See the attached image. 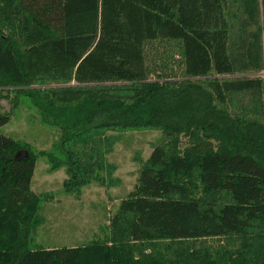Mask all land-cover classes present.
I'll return each instance as SVG.
<instances>
[{
  "label": "trees",
  "instance_id": "1",
  "mask_svg": "<svg viewBox=\"0 0 264 264\" xmlns=\"http://www.w3.org/2000/svg\"><path fill=\"white\" fill-rule=\"evenodd\" d=\"M31 85L69 192L96 130L152 126L189 147H153L111 245L36 249L35 154L0 133V264H264V0H0V99Z\"/></svg>",
  "mask_w": 264,
  "mask_h": 264
},
{
  "label": "rangeland",
  "instance_id": "2",
  "mask_svg": "<svg viewBox=\"0 0 264 264\" xmlns=\"http://www.w3.org/2000/svg\"><path fill=\"white\" fill-rule=\"evenodd\" d=\"M160 46V50L168 48L165 44ZM167 50L171 53L170 49ZM173 53L177 60V54ZM35 86L20 87L18 89L23 90L19 92L17 88H11L3 91L8 96L0 99V113L9 117L0 133L35 154L29 189L39 199L29 215L30 244L36 249L111 245V219L120 201L136 187L139 170L153 147L159 144L174 147L176 155L182 157L189 147L190 134H178L171 140L152 126L96 130L92 136L94 142L91 141V158L95 163L89 181L69 192L66 189L69 179L66 166L53 168L49 159V154H60V129L42 121V113L26 92ZM183 177L190 185L188 173ZM190 187L197 197L200 196L199 185ZM90 252L88 264H95L97 256Z\"/></svg>",
  "mask_w": 264,
  "mask_h": 264
}]
</instances>
